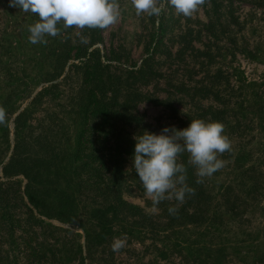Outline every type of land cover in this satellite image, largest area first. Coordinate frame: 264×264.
Returning a JSON list of instances; mask_svg holds the SVG:
<instances>
[{"label":"rangeland","instance_id":"rangeland-1","mask_svg":"<svg viewBox=\"0 0 264 264\" xmlns=\"http://www.w3.org/2000/svg\"><path fill=\"white\" fill-rule=\"evenodd\" d=\"M116 2L121 15L108 28H65L61 22L57 25L58 36H46V44H32L28 29L38 22V16L11 6L10 0H0V181L3 188L18 194L26 183L22 175L2 171L12 155L13 120L20 112L28 114H25L28 126L24 132L27 143L22 146L24 151L42 154L46 161L57 165L51 175L54 173L53 178L59 179V183L53 188L63 187L77 133L84 126L88 138L99 123L89 110L85 113L95 85L94 77H101L103 83L108 80L113 83L119 104L126 102L132 107V121L118 125L133 136L145 130L159 134L164 127L183 129L192 119L223 124V134L231 147L218 154L223 167L212 176L204 177L212 185L214 203L221 202L223 197L219 194L228 182L234 184L230 193L238 196L239 178L251 182L239 176V165L256 167L253 175L256 180H262V186L264 0H204L190 17L178 14L168 0H158L164 7L158 17L137 15L131 0ZM84 39L87 43L82 42ZM92 50L97 54L86 57L85 52ZM140 68L145 72L139 73ZM109 87L112 85L106 84L103 93L112 98L113 87ZM33 98L38 100L31 105ZM210 109L216 114L214 119ZM122 166V197L140 206L141 213L153 217L152 223L157 226L163 220L158 215L162 213L164 201L154 206L146 196L133 168V158L127 156ZM77 193L72 192L77 204L73 223L46 218L43 225L22 221L15 229L16 242L22 245L37 238L56 257L70 253L66 264H79V260L84 264H179L178 252L167 259L160 257L157 249L167 243L160 241L163 234L149 231L150 226L144 228L132 223L142 219L140 216L127 217L108 244H96L88 253L84 250L80 254L76 249L78 245L85 248L86 242L83 227L88 231H98L100 227L90 214L88 201H80ZM255 199L254 204L250 200L252 206L243 211L241 219L239 206L232 210L222 207L223 215L216 219L218 224L214 228L190 227L191 230L183 231L185 247L189 239H198L214 249L221 245L223 264H264V258L259 261L244 254L255 245L264 250L262 187ZM13 211L21 219L27 218L24 206L19 205ZM35 230L37 235L33 234ZM117 241L122 242V247L114 250ZM164 250L171 252L167 247ZM182 251V255L192 259V251L186 248Z\"/></svg>","mask_w":264,"mask_h":264},{"label":"trees","instance_id":"trees-1","mask_svg":"<svg viewBox=\"0 0 264 264\" xmlns=\"http://www.w3.org/2000/svg\"><path fill=\"white\" fill-rule=\"evenodd\" d=\"M94 54H97L96 50L85 52L86 57ZM76 57L80 58V56ZM98 64L100 63L98 62ZM138 72L142 74L145 70L140 68ZM92 82L95 85L90 92L91 100L85 108V113L89 110L99 123L88 138L86 137L87 129L84 126L77 133L75 149L68 162L69 172L65 175V183L60 189L53 188L54 185L58 186L59 179L53 178L54 173L51 175L52 169L57 165L46 161L44 155H33L30 150L24 151L25 149L22 147L23 145L27 146L24 134L28 126V116L25 115L27 112H20L14 118L15 136L12 155L2 171L6 174L22 175L26 179V183L23 190L15 194V191L11 193L8 188L4 189L3 183L0 181V264H66V260L71 256L70 253L56 257L55 252L50 249L48 251L44 244L37 241V238L19 245L14 235L16 227L20 226L22 221L28 223L30 220L37 225H43L47 222L46 219L73 223L76 220L77 204L75 198L73 199L72 192H78L77 198L80 201L83 199L88 201L90 214L96 218L97 225L100 227L98 231H88L83 227L86 242L85 248L78 245L76 250L80 254L84 250L88 253L96 244L102 242L108 244L112 236L119 233L118 227L127 217L140 216L142 219L133 220L132 223L140 224L144 228L150 226L149 231L163 234L160 241H167L162 245V248L157 249L160 257L167 259L174 252H178L179 264H223L224 251L221 245L218 249H214V247H209L206 242L203 244L198 239H189L185 247V242L182 241L183 231L191 230L190 227L195 229L214 228V224H218L216 219H221L223 215L222 207L232 210L239 206V219H241L243 211L254 204L259 188L262 187L264 190V184L261 186L262 180H256L253 175L256 167L244 168V165H239V176L251 179V182H245L241 177L239 178V196L236 193L233 194L234 196L230 193L234 190V184L228 182L219 194L223 197L221 202L214 203L212 185L205 178H203V182H197L200 178L196 175L195 167L189 163V154L181 153L178 162L186 167V182L194 192L187 195L182 204H178L175 200L164 201L162 213L158 215V218L163 220H160L155 226L151 220L153 217L142 214L141 207L127 202L121 193L124 174L122 163L127 156L133 158L135 140L129 131L120 129L118 124L123 126V124L132 121L133 115L130 111L132 107H129L130 105L126 102L119 104L118 97L114 92L115 85L109 80L103 83L101 77H94ZM106 84L113 87H109L112 88L111 93L114 94L112 98L106 97V94L103 93V87ZM100 94L102 95L100 96ZM37 100L38 98H33L31 105H34ZM209 114L213 119L215 118L214 110L210 109ZM66 190H71V193ZM6 191L9 193L7 196H5ZM16 199L17 201L14 202ZM250 200H252V204H250ZM19 205L24 206L28 211L27 218L21 219L13 211ZM173 206L177 207V211L170 214L168 209ZM115 228L116 230H114ZM33 234L37 235L38 232L35 230ZM244 234L250 235V233ZM262 243H264V238ZM255 244H258L256 239ZM166 247L171 249L170 253L164 250ZM185 248L192 251V259L182 255V249ZM251 248L253 249L245 251L244 254L261 261L264 258V250L256 245ZM212 251L216 253L212 255ZM208 256L209 259L206 258ZM79 264H84L83 260H79Z\"/></svg>","mask_w":264,"mask_h":264},{"label":"clouds","instance_id":"clouds-1","mask_svg":"<svg viewBox=\"0 0 264 264\" xmlns=\"http://www.w3.org/2000/svg\"><path fill=\"white\" fill-rule=\"evenodd\" d=\"M137 15L158 17L164 11L158 0H131ZM204 0H168L178 14L190 17ZM13 7L38 16V22L29 26V41L46 44V36L59 35L58 24L65 28L106 29L115 24L121 15L116 0H10ZM83 43H87L84 39ZM224 126L217 121L192 119L183 128L164 127L159 134L143 131L134 135L133 168L144 187L145 194L154 206L165 200L185 201L194 190L187 184V169L178 162L181 153L189 154V163L196 169L198 183L223 167L218 154L229 150L228 137L223 134ZM170 214L177 207H169ZM122 247L117 241L114 250Z\"/></svg>","mask_w":264,"mask_h":264}]
</instances>
